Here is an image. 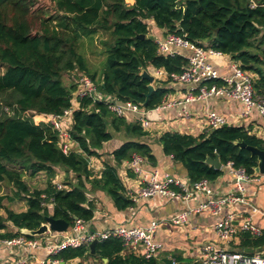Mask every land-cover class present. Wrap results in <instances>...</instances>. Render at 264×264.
Here are the masks:
<instances>
[{"label": "trees", "instance_id": "16d2710c", "mask_svg": "<svg viewBox=\"0 0 264 264\" xmlns=\"http://www.w3.org/2000/svg\"><path fill=\"white\" fill-rule=\"evenodd\" d=\"M47 1L40 6V0H0V187L3 182L11 185L13 199H21L26 206L21 212L3 208L4 197L0 196V209L5 212L0 216V239L23 235L22 229L34 231L50 215L69 225L75 219L89 222L95 206L87 198V185L89 190L106 194L117 210L134 206L118 167L134 155L154 165L149 144L139 141L147 132L139 121L116 116L104 102L77 96L74 108L72 100L75 82L85 76L100 93L119 101L140 104L146 110L161 104L172 92L168 81H155L145 102L148 81L141 78L142 70L180 74L188 62L180 55L158 54L147 21L164 35L184 36L197 46L229 56L254 75L253 90L264 99V0ZM137 35L145 37L134 39ZM83 39L90 52L99 40L101 51H94L104 58L99 74L88 64L85 50L84 56L78 51ZM65 75L76 76V81L64 85ZM212 83L221 84L217 80L208 84ZM66 110H72L68 133L77 148L65 154L50 119ZM117 133L126 138L110 153L112 163L103 161L102 170L94 171L90 158H99L97 151ZM158 142L163 154L184 168L190 184L218 178L221 171L204 163L215 155L222 165L232 162L254 175L256 158L236 143L264 150V140L243 127L229 125L197 136L164 132ZM56 167L72 175L75 182L57 188L53 182ZM39 173L45 174L46 187L29 190L23 176L34 178ZM6 225L16 232H6ZM238 238L240 250L253 253L264 247V232L259 236L243 232ZM52 258L63 263L77 259L76 264H171L166 258L160 262L159 257L146 259L128 252L119 238L98 241L94 254L89 246H82L63 249Z\"/></svg>", "mask_w": 264, "mask_h": 264}, {"label": "built area", "instance_id": "2783aa9c", "mask_svg": "<svg viewBox=\"0 0 264 264\" xmlns=\"http://www.w3.org/2000/svg\"><path fill=\"white\" fill-rule=\"evenodd\" d=\"M153 40L157 45L158 54L163 56L180 55L188 62L186 69L180 74L168 75L163 70L156 69H153L151 73L155 81L167 80L168 86H186L181 97L168 98L166 95L161 104L151 110H146L140 104L130 101H119L113 96L100 93L92 80L85 76H80L79 80L75 82L77 87L72 101L76 103L75 98L79 96L104 102L109 111L116 116L125 118L128 121H139L144 130H147L150 126V121L147 119L150 113L165 111L182 104L206 101L211 98L236 100L244 106L242 117H247L252 110H257L264 120V99L257 96L253 90L254 75L252 73L242 70L238 63L232 61L231 75L221 76L208 62V58L210 56L220 57L222 54L211 48L197 46L184 36L165 34L163 38ZM183 52H186V54ZM215 80L220 81L221 84H208ZM71 113L72 110H66L62 116H52L50 119L54 129L58 132V146L65 154L76 149L73 148V145L76 144L71 140L68 131L64 130L61 123V119L71 116ZM184 116H188V113L186 112ZM204 120L207 130L201 134L227 125L226 118L214 111H207L204 114ZM64 125L66 124L64 123ZM148 165V161L139 155H134L131 161L128 162L127 169L136 176L140 185L136 193L126 190V196L132 202L138 199L161 196L183 203L185 208L168 219V223L174 226L187 224L190 215L203 213L218 215L224 209H228V213L214 226L217 238L225 244H230L238 239L239 234L243 232H248L254 236L261 234V231L250 222L249 218L238 219L240 215L238 216L237 213L232 211L233 206L237 204L248 208L249 216L254 214L263 215L258 208L244 197L245 185L252 181L255 175L258 176L259 174L248 175L244 169L236 168L232 162H227L222 167L224 166L232 175L234 190L223 196L214 197L208 180L203 179L194 184L184 183L171 175H160L156 171L147 170ZM259 176L264 178V175ZM55 185L59 189L62 188L60 184ZM194 196L201 199L196 205L192 206L190 202ZM162 225L163 221H151L142 227L127 228L117 226L106 231L92 232L89 229L88 222L75 219L63 233L49 231L44 234L48 237V241L43 245L36 239H27L23 235L11 239H0V245L12 249L41 250L46 253V257L37 260V264H60L62 262L53 259L52 256L57 255L63 249L88 247L94 240L98 242L108 238H119L128 252L151 259L158 258L159 253L163 249L160 243L153 240V236ZM201 254L200 264H264V251L261 253H249L244 250L230 251L215 249L212 245L206 244L202 247ZM168 260L171 264H182L177 262L172 256H169ZM27 263L28 257L15 259L6 264Z\"/></svg>", "mask_w": 264, "mask_h": 264}, {"label": "crops", "instance_id": "0c3cea01", "mask_svg": "<svg viewBox=\"0 0 264 264\" xmlns=\"http://www.w3.org/2000/svg\"><path fill=\"white\" fill-rule=\"evenodd\" d=\"M149 36L153 39H161L164 37L163 30L155 27L151 21H147ZM87 42L85 41L84 44ZM97 43L94 44L93 50H98ZM88 49L85 50V58L88 64H92V58L95 54ZM186 54V52H183ZM101 61L103 56H100ZM208 62L218 71L221 76L231 75V62L229 56L222 55L210 56ZM153 70V68H148ZM98 79V78H97ZM172 92L167 94L168 98L181 97L185 91L184 85H169ZM75 104V103H74ZM76 108V104L73 105ZM207 111H214L223 116L227 120V125L233 127H243L249 131V134L264 140V120L258 114L257 110H252L247 117H242L244 106L240 102L231 99H215L211 98L206 101L182 104L171 109L150 113L147 119L150 121V126L147 130V135L139 139L140 142L149 144L152 154L155 158L154 165L149 164L147 170L156 171L160 175H171L184 183H189L184 168L173 161L171 156H166L162 152L161 145L158 142L160 135L164 132H178L192 136L200 135L207 130L204 114ZM188 116H184L185 113ZM123 133H117L113 139L104 143L98 154L99 158H90L89 164L94 171L102 170V162L107 161L104 155H108L107 159L112 163L110 153L118 148L125 140ZM73 148H77L73 145ZM128 163H123L118 167V175L126 190H131L136 193L140 188L139 181L136 176H130L131 172L127 169ZM56 176L54 183L59 184L62 179V184L67 182L74 183V177L67 175L65 170L56 167ZM221 174L214 181L210 182V187L213 191L214 197L223 196L234 190L233 178L229 171L221 168ZM61 184V183H60ZM88 193V200L92 201L95 206L93 218L88 222L89 229L93 231H106L113 229L117 226L127 228L142 227L151 221H163V225L153 236V240L162 245L163 249L159 253V261L163 258L168 260L172 256L177 261L181 258L182 264H200L201 262V249L206 244L212 245L215 249H223L230 251H242L239 249V238L232 241L230 244L221 242L214 231V226L219 222L222 217L228 213V209H224L218 215L200 214L190 215L188 223L183 226H174L168 223L175 214L181 212L185 207L183 203L169 200L161 196H154L147 199H138L133 202L134 206L125 209L117 210L110 198L101 191L89 190L90 187L86 186ZM244 197L253 206L259 209L263 214H254L249 216V210L243 205H234L232 211L238 214V219L249 218L250 222L257 227L261 234L264 232V178L261 176H254L253 180L245 185ZM201 198L194 196L190 204L196 205ZM22 209L21 211H24ZM251 215V214H250ZM245 251V250H244ZM264 247L252 250L253 253H261ZM247 252V251H246ZM13 254V255H12ZM30 264H37V260L46 257V253L41 250H28L21 248H5L0 245V264H6L12 260L27 258ZM32 257V258H31ZM79 260H73L67 263L60 264H76ZM92 261L89 260L88 263ZM179 262V261H177ZM86 264V262L82 263Z\"/></svg>", "mask_w": 264, "mask_h": 264}, {"label": "rangeland", "instance_id": "374dc122", "mask_svg": "<svg viewBox=\"0 0 264 264\" xmlns=\"http://www.w3.org/2000/svg\"><path fill=\"white\" fill-rule=\"evenodd\" d=\"M47 0H40L39 4L40 6L42 4H47ZM150 33V32H149ZM99 40H96V43L98 46L99 43H98ZM88 49L87 45H84V39L80 42V45H79V53L84 56V50ZM101 51V46L99 47V49ZM90 51V49H89ZM95 57L94 59L92 58V64H93V67L94 69L97 70L98 74L101 73V70L103 69V66H104V58H103V61H101L100 59V56L99 53H95ZM102 64V65H101ZM150 74L152 73V70H148L146 69ZM76 77V76H75ZM75 77H71L70 76H67L65 75L63 77V81H64V85L66 84H70V83H74L76 81V78ZM153 86H155V81L153 83ZM72 103H74L72 101ZM75 105V104H73ZM61 123L63 125V128L65 131H68L70 126H71V116L69 117H63L61 119ZM64 123L66 125H64ZM107 154L104 155V159L107 160V162H110V160L108 161L107 159ZM23 181L24 183L27 185V187L29 188V190H42L46 187V184H47V179H46V176L44 173H39L37 174L34 178H31L28 174L27 175H24L23 176ZM54 181V180H53ZM60 185H62V179L61 181H59ZM15 189L9 185V184H6L5 182H3L1 184V187H0V196H3L4 197V200L2 201V204H3V208H8V209H11L13 210L14 212H21L22 209H26V206H25V203L19 199V198H14V191ZM6 198V199H5ZM8 198L9 199H12L11 201H8ZM48 209L50 210L51 209V206H48ZM0 216H5V212H4V209H0ZM6 229L5 231L6 232H16V230L11 226V225H6ZM35 239L40 243V244H45V242L48 241V237L46 235H43V236H40V237H35ZM13 255V254H12ZM27 264H30V262H28Z\"/></svg>", "mask_w": 264, "mask_h": 264}, {"label": "water", "instance_id": "95a60500", "mask_svg": "<svg viewBox=\"0 0 264 264\" xmlns=\"http://www.w3.org/2000/svg\"><path fill=\"white\" fill-rule=\"evenodd\" d=\"M144 35H137L134 39H144ZM141 78L148 81L147 85V93L145 95V102L147 101L149 95L154 91L153 83L155 81L154 76H152L147 70H142ZM103 87V85H101ZM236 146L240 149L246 150L251 157H255L257 160L256 167L254 168V172L259 175H264V150H261L257 147L247 145L244 142L236 143ZM205 164L213 167L215 170H221L222 164L220 163L218 156L215 155L214 158H206L204 161ZM69 227V224L64 220H56L53 216H46L44 217V222L39 226L38 229L34 231L28 230H20V233L23 235H29L32 237H39L47 232H55V233H63ZM97 244V241L94 240L89 245L90 254H94V248Z\"/></svg>", "mask_w": 264, "mask_h": 264}]
</instances>
